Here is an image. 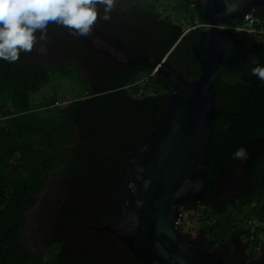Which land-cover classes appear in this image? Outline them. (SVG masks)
Instances as JSON below:
<instances>
[{"label":"trees","instance_id":"obj_1","mask_svg":"<svg viewBox=\"0 0 264 264\" xmlns=\"http://www.w3.org/2000/svg\"><path fill=\"white\" fill-rule=\"evenodd\" d=\"M173 1L175 17L154 10L147 14L149 18L130 15L114 5L110 19L98 18L96 25L135 54L163 58L174 45L183 47L182 58L187 59L189 78L194 79L200 73L199 64L186 55L191 38L180 21L188 15L192 22L194 17L201 23L206 21L197 0ZM254 19L257 27H264V9L256 12ZM46 34L63 58L60 64L45 67L27 52H21L15 62L0 60V264H143L103 228L121 195L123 169L153 130L172 82L156 72L146 82L135 84L152 69L115 63L54 23L48 25ZM237 36L256 51L246 64L221 70L216 78L217 98L224 109L244 112L215 117L208 190L200 202H186L181 209L199 212L201 231L212 237L206 246L219 256L237 264H264L253 253L247 254L241 243L235 244V253H228V242H237L235 234L251 237L250 228H239L232 213L238 216L247 210L264 223V80L257 77L254 95L248 90L254 78L252 69L260 59V66H264V39L246 33ZM78 61L87 75L76 65ZM55 72L61 81L69 80L76 86L74 99L36 101ZM138 85L153 87V93ZM47 107L56 109L47 115L43 112ZM240 146L248 152L246 159L233 156ZM235 165H244L245 173L233 185L230 172ZM57 170L65 175L69 197L56 224L59 250L46 260L29 250L23 227L26 211L36 204L48 178ZM245 181L256 188L254 196L248 194ZM226 183L232 189L222 193ZM262 231L264 227H258L255 236ZM215 244L220 247L215 248Z\"/></svg>","mask_w":264,"mask_h":264},{"label":"water","instance_id":"obj_2","mask_svg":"<svg viewBox=\"0 0 264 264\" xmlns=\"http://www.w3.org/2000/svg\"><path fill=\"white\" fill-rule=\"evenodd\" d=\"M197 1L207 26L200 27L194 34L188 33L190 51L186 55L199 64L200 71L194 79L189 78L187 59L181 63L176 61L175 52L181 50L178 46L171 49L170 56L161 58L132 53L123 41L96 24L91 33L79 36L115 63L157 68L156 72L167 77L173 85L161 114L154 120L153 130L138 145L123 169L119 179L121 195L113 206L109 224L103 228L121 240L143 264H237L208 247L185 239L179 223L181 206L190 201L200 202L208 190L209 145L215 117L244 112L228 111L220 106L216 78L223 68L246 64L251 53L256 51L237 36L235 27L248 15L264 9V0ZM36 35L39 38L40 32ZM39 47H44L45 51H39ZM28 53L33 59L44 60L59 55L46 33L45 39L38 40ZM77 63L88 74L83 63ZM260 64L261 59L258 66ZM256 81L254 75L248 86L253 95ZM243 168L244 165L232 166L233 185L243 178ZM231 186L224 184L221 192L229 191ZM246 190L249 193L250 186L246 185ZM67 198L59 207V217ZM57 220L53 225V240L59 237ZM198 232L204 234L201 229ZM239 234H235L234 247L236 243L242 244ZM204 235L201 240H209ZM247 245H242L243 249ZM262 251L258 260L263 262Z\"/></svg>","mask_w":264,"mask_h":264},{"label":"rangeland","instance_id":"obj_3","mask_svg":"<svg viewBox=\"0 0 264 264\" xmlns=\"http://www.w3.org/2000/svg\"><path fill=\"white\" fill-rule=\"evenodd\" d=\"M149 3L151 4L150 6ZM114 5L116 7H119L120 9L122 8L124 11H126V13H129L130 15H144L145 17L149 18V15L147 14L151 13L152 10H154L156 12L163 13L166 16L172 15L175 17V3L173 0H163L159 3L155 0H149L148 3H145V0H115ZM152 5L153 7H151ZM194 20L195 21L192 22L191 16L188 15V18H182L180 22L185 26V29L188 30L189 28L199 24V20L197 17H194ZM62 59L63 58L59 54L57 56H54L51 60H34L39 61L45 67H51L52 65L60 64L62 62ZM76 65H78L81 71L85 75H87L85 69L82 66H80L78 63ZM80 78H83V76H80ZM138 86L142 89L147 88L148 90H151V92L148 93H153V87L142 85ZM75 87L73 86V82L69 80L65 82L61 81L60 76L55 72L52 75L51 84L45 87L39 94V96H37L35 99L36 101H42L45 98L49 99L55 97L59 99L58 101L69 102L74 99L73 89ZM67 105L68 103H64V106ZM54 109L56 108L47 107L45 108V110H43V112H45L47 115H50L51 113H53ZM243 171L245 173L244 168ZM64 182L65 175L61 170H57L52 173L45 183L43 189L39 193L36 204L33 205L25 213V223L23 227L24 241L26 242L29 250L37 255H43L46 260H48L51 255L55 254L60 247L59 240H53L52 237L54 222L59 217V207L69 195L68 187L65 186ZM245 183L251 188L248 194L254 196L256 194V188L251 183H247V181H245ZM255 204L256 200L254 199L253 205ZM198 213L199 212H188L182 209V219L179 223V229L183 233H190V235L195 236L199 229L202 228V224L199 223ZM231 216L237 219V226L239 228H250V238H248L247 235L243 233H240L239 237L242 241V245L248 243V245L244 247V251L247 254L253 253L255 256H258V259H260L263 255L262 250H264V231L259 233L257 237L255 236V232L258 227H264V223L257 220V218L247 210L243 211L238 216H236L235 213H232ZM206 238L209 240L212 239V237H210L209 235H206ZM232 240L233 239L228 242L230 250L234 247ZM214 247L219 248L220 245L215 244Z\"/></svg>","mask_w":264,"mask_h":264},{"label":"clouds","instance_id":"obj_4","mask_svg":"<svg viewBox=\"0 0 264 264\" xmlns=\"http://www.w3.org/2000/svg\"><path fill=\"white\" fill-rule=\"evenodd\" d=\"M114 3L115 0H0V60L15 62L21 52H31L38 40L45 39L49 24L67 28L74 36L88 35L98 18L110 19ZM198 25L199 29L207 23ZM38 50L43 52L45 48ZM170 51L166 55L170 56ZM252 73L264 80V66L254 67ZM233 156L237 160L246 159L248 152L240 146Z\"/></svg>","mask_w":264,"mask_h":264},{"label":"built area","instance_id":"obj_5","mask_svg":"<svg viewBox=\"0 0 264 264\" xmlns=\"http://www.w3.org/2000/svg\"><path fill=\"white\" fill-rule=\"evenodd\" d=\"M256 20L254 19V15H248L247 18L242 21L241 24L235 27L236 32H246L249 35L257 37L259 39H264V27H257ZM199 25L193 26L191 29L198 27ZM189 30V29H188ZM157 69H153L152 72L147 75H143L139 78L136 84H141L148 80L149 76H154L156 74Z\"/></svg>","mask_w":264,"mask_h":264},{"label":"flooded vegetation","instance_id":"obj_6","mask_svg":"<svg viewBox=\"0 0 264 264\" xmlns=\"http://www.w3.org/2000/svg\"><path fill=\"white\" fill-rule=\"evenodd\" d=\"M127 48V47H126ZM128 49V48H127ZM130 50V49H129ZM184 48H181V50L180 51H178V50H176V54H177V57H176V60L177 61H179L180 63L182 62V60H183V58H182V55H183V53H184ZM135 54V53H134ZM181 56V57H180ZM181 232V231H180ZM181 234H182V236L185 238V239H188V240H192V241H194V242H196V243H198V244H201V245H203V246H205V247H207L206 245L208 244V240H206V239H204V240H201V238L203 237V236H205L204 234L202 235L200 232H197L196 233V235L195 236H192V235H189V234H185V233H182L181 232ZM206 238V237H205ZM218 251V250H217ZM222 252H224V251H222ZM236 252V247H233L231 250H229L228 249V253H235ZM233 256V255H232ZM237 260H238V262H239V259L238 258H236Z\"/></svg>","mask_w":264,"mask_h":264}]
</instances>
